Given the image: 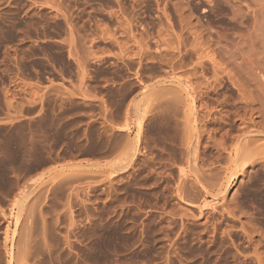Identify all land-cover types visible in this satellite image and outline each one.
Segmentation results:
<instances>
[{
  "label": "rangeland",
  "instance_id": "rangeland-1",
  "mask_svg": "<svg viewBox=\"0 0 264 264\" xmlns=\"http://www.w3.org/2000/svg\"><path fill=\"white\" fill-rule=\"evenodd\" d=\"M0 264H264V0H0Z\"/></svg>",
  "mask_w": 264,
  "mask_h": 264
},
{
  "label": "bare ground",
  "instance_id": "bare-ground-1",
  "mask_svg": "<svg viewBox=\"0 0 264 264\" xmlns=\"http://www.w3.org/2000/svg\"><path fill=\"white\" fill-rule=\"evenodd\" d=\"M242 169H244V168L242 167Z\"/></svg>",
  "mask_w": 264,
  "mask_h": 264
}]
</instances>
